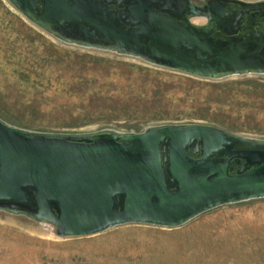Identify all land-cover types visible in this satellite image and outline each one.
I'll return each instance as SVG.
<instances>
[{
  "label": "water",
  "instance_id": "95a60500",
  "mask_svg": "<svg viewBox=\"0 0 264 264\" xmlns=\"http://www.w3.org/2000/svg\"><path fill=\"white\" fill-rule=\"evenodd\" d=\"M66 42L203 77L264 73V0H10ZM211 13L208 30L189 22ZM264 196V138L202 122L48 131L0 117V208L82 236L143 222L177 226Z\"/></svg>",
  "mask_w": 264,
  "mask_h": 264
},
{
  "label": "rangeland",
  "instance_id": "374dc122",
  "mask_svg": "<svg viewBox=\"0 0 264 264\" xmlns=\"http://www.w3.org/2000/svg\"><path fill=\"white\" fill-rule=\"evenodd\" d=\"M0 117L48 131L202 121L264 138V73L203 77L66 42L0 0ZM53 231L49 222L0 208V264H264V196L177 226Z\"/></svg>",
  "mask_w": 264,
  "mask_h": 264
},
{
  "label": "clouds",
  "instance_id": "9594fccd",
  "mask_svg": "<svg viewBox=\"0 0 264 264\" xmlns=\"http://www.w3.org/2000/svg\"><path fill=\"white\" fill-rule=\"evenodd\" d=\"M192 3L195 4V0H192ZM189 22L201 30H208L212 22L211 13H202L199 11H192L189 15Z\"/></svg>",
  "mask_w": 264,
  "mask_h": 264
},
{
  "label": "bare ground",
  "instance_id": "6f19581e",
  "mask_svg": "<svg viewBox=\"0 0 264 264\" xmlns=\"http://www.w3.org/2000/svg\"><path fill=\"white\" fill-rule=\"evenodd\" d=\"M41 225H44V224H41ZM44 228V227H43ZM50 227H48V229H49ZM44 230V229H43ZM47 230V229H46ZM52 232V231H51ZM54 232V231H53Z\"/></svg>",
  "mask_w": 264,
  "mask_h": 264
}]
</instances>
